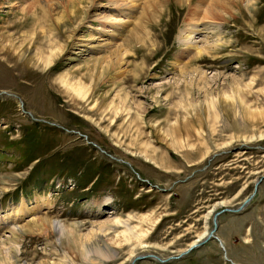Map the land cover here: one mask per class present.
I'll return each instance as SVG.
<instances>
[{
    "label": "rangeland",
    "instance_id": "obj_1",
    "mask_svg": "<svg viewBox=\"0 0 264 264\" xmlns=\"http://www.w3.org/2000/svg\"><path fill=\"white\" fill-rule=\"evenodd\" d=\"M47 3L0 0V264H264V179L173 257L264 175V0ZM42 6L41 29L23 23ZM48 27L66 44L44 71L14 56L29 40L8 47ZM89 41L107 45L88 58ZM203 43L216 49L189 60ZM105 62L120 79L86 102L56 79L88 84Z\"/></svg>",
    "mask_w": 264,
    "mask_h": 264
},
{
    "label": "bare ground",
    "instance_id": "obj_2",
    "mask_svg": "<svg viewBox=\"0 0 264 264\" xmlns=\"http://www.w3.org/2000/svg\"><path fill=\"white\" fill-rule=\"evenodd\" d=\"M44 1L46 3L48 2V0H44ZM50 1H54V3H58V4L61 1L63 2V0H50ZM56 6H57V4H56ZM47 8H50V7L47 5ZM45 9H46L45 6H42L39 11H36V9H33L31 11V13L35 16V18L33 20H32V18L26 16V14L28 12L26 13V12L23 11L22 16H26V17H24L23 21H25V20L26 21L25 22L21 21V22H23L24 24H28V21L30 20V24L37 25V26L40 25V29H41L42 26H41L39 20L41 19L40 15H44V13L40 14V12H42V11L44 12ZM41 31L43 33L39 37L36 36L34 38V37L29 36V35H31V33H32L31 32L30 34H28V35L25 34L22 37V40L20 41L21 42L20 45L14 46L13 44H10L8 47H21L23 41H25L26 39L29 40L30 44H32V46H30V47H36V50L34 51L33 56L30 57L29 59L24 58V56L22 54H19V53L14 55V56H16L19 60H22V61H26L27 60L26 61L27 63H31L33 65H37V66H41L42 65V70L44 71L49 65L52 64L53 60L63 50V48L65 47L64 45L66 44V41H64V39L61 38L62 37L61 33L57 31L56 27H48L47 29H44V30H41ZM198 31H202V29L198 28L197 26L196 27L193 26V27L190 28V30H188V33H193V32H198ZM113 33L114 32L112 31L111 33L107 34L106 36H109V37L111 36L112 37ZM101 34L104 35L106 33H104V31L102 33V31H101V33H99V35H101ZM188 35H185V37L190 38V36H188ZM0 38H2V37H0ZM104 43L105 42H103V41L102 42H100V41H94V42L89 41V43H86L87 45H84V47H85V50H87L86 53H88L87 54L88 58H90V54H89V52H90L89 50L90 49L94 50L93 48L97 47L98 51H100L105 45H107V44L103 45ZM185 43L186 44H191L192 42L191 41H187ZM203 44H205V43H203ZM198 46L199 45L196 46L197 50L193 53L195 55L191 56V58L189 60L201 57L200 54H203V53H201V51H203L206 54H208V53H210V51L212 49H214V48L216 49V45L212 46V45L205 44L204 46L202 45L203 47L201 48V50H200V48H198ZM0 47H4V46H2L1 41H0ZM26 47L28 48V46H26ZM97 49H96V51H97ZM80 51L81 50H78V52H80ZM88 58H84L86 65H89L88 62L92 61V60L87 61ZM110 69H111V64L108 63V62H105V64H103V65H101V64L95 65V69H94L93 73H90V78H89V83L88 84L83 82L82 79H80V78H75L72 75H69L68 72L60 74L56 79L64 87V90L67 93H71L75 97H77L80 100L86 102L90 98V95H92V93H93V89H94L93 86L94 85H92V84H93V82H95V84H96V81H97L96 79H100V78H102V76L104 77V75L109 74V73H111L112 76H113V73H112L113 71L110 70ZM197 69H198V72H201L200 71L201 69H200L199 66L197 67ZM205 75L206 74L204 72H202V78H204ZM97 76H98V78H97ZM112 78L113 79H118V80L120 79L119 75H116V74ZM117 82H119V81H115L113 84L115 85V83H117ZM115 95H119L118 96L119 100L117 98L118 103L115 106V109L113 110V112L116 114L119 111L120 112L121 111H125V113L129 114L130 113V109L129 108H127L126 110L123 109L124 108L123 105L126 103V100H127V95L122 96L118 91H117V93ZM96 103H97V100H95V102L93 104V107L96 106ZM119 103H121L120 106H118ZM104 203H105L104 201L99 202L98 203V209H100V207L102 205H104ZM100 211H101V209H100ZM118 221H120V220H118L116 218L113 223L116 224ZM43 222L47 226V228H49V226H51L53 229H55L59 233L62 232L63 229H64L62 221L60 219H58V218H53V217H50V216H44L43 217ZM123 223H125V222H123ZM99 226L102 227L101 225H99ZM13 228H16V227H13ZM128 229H130V228H128V226H126L125 230L128 231ZM128 233H130V234H128ZM129 235L131 236L132 233L131 232H127L124 236L126 238L130 239ZM83 248H86V246L85 247L83 246ZM87 251L88 250L83 251L82 254L86 255L85 253H89ZM94 251L98 255H102V256L106 255L104 252H102L97 247H96V249H94Z\"/></svg>",
    "mask_w": 264,
    "mask_h": 264
},
{
    "label": "water",
    "instance_id": "obj_3",
    "mask_svg": "<svg viewBox=\"0 0 264 264\" xmlns=\"http://www.w3.org/2000/svg\"><path fill=\"white\" fill-rule=\"evenodd\" d=\"M262 179H264V175L259 176L253 182L252 190L250 191V193L237 206H235V207H226V206H224V207L220 208L219 210L215 211L212 214V228L202 238H200L198 241H195L191 245H188L187 248H185L183 251L179 252L178 255L173 256V257H179V256L183 255L184 253L190 251L191 249H193V248H195V247H197L199 245H202L210 237H214L215 238V236L213 235V232L215 231L216 225H217V222H216L217 215L222 213V212H237V211L241 210L242 208H244L249 203V201L251 200L253 195L255 194L257 185ZM145 182L148 185H151L147 180ZM151 186L158 189V187L156 185H151ZM146 255L149 256V257H153L154 259H157L159 261H164L163 259H159L156 255H153L151 253L150 254H146ZM142 257H144V255L134 257L133 259L130 260L129 264H132L135 259L142 258Z\"/></svg>",
    "mask_w": 264,
    "mask_h": 264
}]
</instances>
